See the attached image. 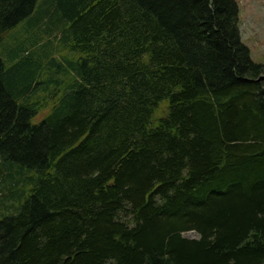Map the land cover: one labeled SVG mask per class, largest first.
Returning <instances> with one entry per match:
<instances>
[{
  "label": "trees",
  "instance_id": "trees-1",
  "mask_svg": "<svg viewBox=\"0 0 264 264\" xmlns=\"http://www.w3.org/2000/svg\"><path fill=\"white\" fill-rule=\"evenodd\" d=\"M38 2L0 0V44ZM43 6L0 57V264H264V64L237 0Z\"/></svg>",
  "mask_w": 264,
  "mask_h": 264
},
{
  "label": "rangeland",
  "instance_id": "rangeland-1",
  "mask_svg": "<svg viewBox=\"0 0 264 264\" xmlns=\"http://www.w3.org/2000/svg\"><path fill=\"white\" fill-rule=\"evenodd\" d=\"M44 1L39 0V6L37 5L33 15L22 21L10 35H6L0 44V57L5 60L7 65L15 43L19 42L21 38H32L38 34H43L44 29H39L41 24L37 20L45 8L43 6ZM237 2L240 8V31L243 42L249 47L252 59L264 64V0H237ZM58 32L59 30H51L50 33L52 34L49 35V38L54 37ZM41 114L44 115V111ZM39 116L34 121L38 120ZM186 236L195 237L196 235L189 232Z\"/></svg>",
  "mask_w": 264,
  "mask_h": 264
}]
</instances>
